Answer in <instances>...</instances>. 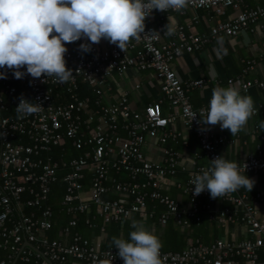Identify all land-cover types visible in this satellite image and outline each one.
I'll return each instance as SVG.
<instances>
[{
	"label": "built area",
	"instance_id": "obj_1",
	"mask_svg": "<svg viewBox=\"0 0 264 264\" xmlns=\"http://www.w3.org/2000/svg\"><path fill=\"white\" fill-rule=\"evenodd\" d=\"M227 9L237 13L218 20L208 34L187 37L179 26L169 36L163 33V17L159 22H148L155 13L166 16L204 10L225 15ZM261 19L264 0L257 7L247 6L244 0H189L187 8L181 11L154 9L145 19L140 39L130 41L125 52L115 44L108 48L92 44L89 52L67 48L65 64L73 75L66 83H56L53 77L43 75L16 79L11 70L0 69L7 76L0 79V249L10 252L8 259L14 257L11 263L4 259L0 264H16L18 259L48 264L44 256L54 264H123L113 245L101 248L75 229L81 215L85 226L102 233L106 225L132 215L153 218V209L148 210L151 203L162 207L156 218L160 225L171 219L183 226L192 220L198 223L200 198L209 193L205 190L193 196L191 181L211 167V159L221 155L219 148L226 137L208 129L202 131L205 126L198 125L196 120L190 122L189 112H197L199 119L198 112L208 108L209 104L193 107L189 96L190 90L200 87L204 80L182 82L171 62L214 38L234 37ZM197 22L196 17L192 18V24ZM83 43L90 42L83 38ZM244 63L246 73L252 69L253 61L248 59ZM130 67L151 69L160 82L161 96L142 111L132 110L126 96L115 104L103 102L111 75H121ZM227 83L233 87L234 81L228 79ZM253 86L263 88L264 80H244L239 90L247 92ZM86 87L91 96L82 95ZM21 97L39 103L43 109L19 118L15 108ZM164 104L166 113L162 111ZM177 119L193 132L208 161L194 164L188 172L183 186L189 198L187 210L163 191L170 178L179 170H186L179 153L165 149L161 163L147 159L143 151L151 138L165 142L168 137H175L165 128ZM234 162L241 173L246 165L244 174L264 175V152L259 146L257 155ZM58 180L64 185L59 204L69 219L60 223L58 237L50 238L48 233L55 216L49 198ZM107 194L115 198H106ZM221 199L230 202L232 210H221L210 218L220 224L238 221L249 237L240 241L217 238L210 243L195 239L180 251L160 249L161 264H264L259 259L260 253L264 254V222L257 211L262 193L235 191ZM202 206L209 208L207 204Z\"/></svg>",
	"mask_w": 264,
	"mask_h": 264
},
{
	"label": "clouds",
	"instance_id": "obj_2",
	"mask_svg": "<svg viewBox=\"0 0 264 264\" xmlns=\"http://www.w3.org/2000/svg\"><path fill=\"white\" fill-rule=\"evenodd\" d=\"M189 0H0V69H8L14 78L25 75L32 78L53 77L56 83H66L73 71L66 67L65 44L86 38L79 49L89 52L92 44L102 39L115 44L122 52L130 41L139 40L145 30V19L155 9H186ZM175 27L166 24L163 33L173 35ZM26 69V71H21ZM0 72V79H6ZM43 107L21 97L15 111L19 118L36 114ZM251 96L240 94L236 87H216L212 91L208 108L189 112L190 122L201 126L219 125L231 136L239 133L254 115ZM264 128V124L261 125ZM201 130H207L202 127ZM211 167L192 179L193 196L205 190L210 198L244 188L248 192L254 180L241 173L237 162L222 155L210 160ZM130 241L113 237V246L123 264H161L160 240L138 222H133Z\"/></svg>",
	"mask_w": 264,
	"mask_h": 264
},
{
	"label": "crops",
	"instance_id": "obj_3",
	"mask_svg": "<svg viewBox=\"0 0 264 264\" xmlns=\"http://www.w3.org/2000/svg\"><path fill=\"white\" fill-rule=\"evenodd\" d=\"M244 3L250 7H257L263 4V0H244ZM236 13L237 11L232 9H227L225 15L204 10H186L184 13H170L166 16L155 13L148 19V22L156 23L163 17L165 25H173L175 29L182 26L186 36L189 37L192 34H208L218 20ZM194 17L197 18L198 22L192 24V18ZM81 43H83V37L73 43L65 44V47L75 50L79 49ZM99 45L108 48L112 44L102 39ZM248 59L253 61V67L244 73V60ZM171 68L182 82L204 80L200 87H195L189 92L190 102L195 108L209 104L214 88L229 87L228 79H233V87L238 89L244 80H264V19L239 32L234 37L220 36L204 44L200 49L184 53L171 62ZM240 94L251 96L257 113L248 120L239 133L231 136L229 130H221L219 125L205 126L213 134L226 137V142L220 146L219 151L225 159L230 161H241L249 155H257L258 146L264 152V128L261 127L264 124V87L253 86L247 92L240 91ZM121 96H126L132 110L142 111L145 105L161 96L160 82L151 69L136 70L132 67L127 68L121 75H111L108 87L104 91L103 102L115 104ZM162 111L163 113L167 112L166 104L162 106ZM165 131L176 134V136L168 137L165 142H160L158 137L151 138L143 146V151L147 159L161 163L164 161L165 149L170 148L179 153L180 163L186 167V170H179L176 176L170 178L164 185L163 191L175 198L181 207L187 210L190 204L188 195L183 191V186L187 181L188 172L194 164H208V161L205 159L195 135L183 125L180 119L169 123ZM159 135L161 134L159 133ZM244 175L254 180V186L249 192L244 188H240L237 192L248 195L257 192L262 193L263 199L258 203L257 211L259 219L264 222V175L261 172ZM200 200V217L201 213L208 214V219L205 220L202 231L203 241L210 243L217 238L240 241L249 237L246 228L238 221L220 224L215 219L210 218L211 215L215 216L221 210H232L230 202L221 198L212 199L210 195L201 197ZM202 204H207L209 208H203ZM159 207L161 212L162 207ZM134 221L141 224L159 240L161 239L166 224L160 225L157 221H151L147 216L139 217L138 215H132L116 223L119 226L118 231L112 229L111 234L105 230L102 233H95L92 230L90 238L101 248L113 245V237L130 241V232L135 230L132 228ZM178 226L197 228V231L200 228L194 220L187 226ZM192 233L193 231L188 235L190 236Z\"/></svg>",
	"mask_w": 264,
	"mask_h": 264
},
{
	"label": "trees",
	"instance_id": "obj_4",
	"mask_svg": "<svg viewBox=\"0 0 264 264\" xmlns=\"http://www.w3.org/2000/svg\"><path fill=\"white\" fill-rule=\"evenodd\" d=\"M82 95L91 96L92 95L91 90L86 87V89H84V92L82 93ZM73 154H76V152H74ZM63 191H64L63 182L61 180H58V182L52 186V192H51V195L49 198V202L52 205V208L54 210V216H55L54 217L55 220L53 222V227L48 233L50 238L58 237L60 222H65L69 219V216L65 214V212L62 210V208L59 204V199H60ZM105 197L106 198H115V195L107 194ZM153 205H155V207ZM151 209H153L154 216L150 220L156 221L157 215L160 212L161 208L157 204L149 203L148 204V210H151ZM83 217H84L83 215L79 216V221H78L77 227L75 229L78 230L86 238H90L92 230H94L95 233H99V229H90L87 226H85L84 222H83ZM200 218L201 219L198 222V226H200V228L198 229V231H197V228L193 229V228H188V227H180V226L176 225L173 221H168L167 224L163 228V234H162V237L160 239V242H161V248L160 249L163 251H180L186 245L193 243L196 238L199 239L200 241L206 243L205 241L202 240V236H203L202 231H203V226L205 225V220L208 219V214L201 213ZM118 228H119V226L116 223H110L109 225H106L104 227V230L109 232V234H111L110 232L112 231V229L118 231ZM191 231H193L194 234L192 233L189 236L188 233H191ZM186 235L191 237V239H189V237ZM9 253L10 252L7 250L0 249V261L5 259L8 261V263H11L14 260V257L11 259H8ZM259 259L261 262H264V254L263 253H260ZM16 264H34V263H33V261L25 262V261L18 259L16 261Z\"/></svg>",
	"mask_w": 264,
	"mask_h": 264
},
{
	"label": "water",
	"instance_id": "obj_5",
	"mask_svg": "<svg viewBox=\"0 0 264 264\" xmlns=\"http://www.w3.org/2000/svg\"><path fill=\"white\" fill-rule=\"evenodd\" d=\"M28 246L31 247L32 249H34L35 251L40 252V250H39V249H36L32 244H28ZM44 259L46 260V262H47L48 264H54L53 262H51V261H50L47 257H45V256H44Z\"/></svg>",
	"mask_w": 264,
	"mask_h": 264
}]
</instances>
